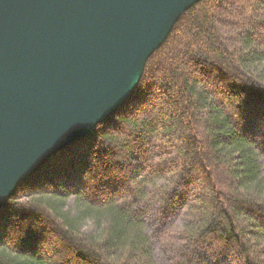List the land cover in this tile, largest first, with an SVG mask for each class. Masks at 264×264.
Returning <instances> with one entry per match:
<instances>
[{
	"label": "trees",
	"instance_id": "trees-1",
	"mask_svg": "<svg viewBox=\"0 0 264 264\" xmlns=\"http://www.w3.org/2000/svg\"><path fill=\"white\" fill-rule=\"evenodd\" d=\"M261 37L264 0H201L185 12L126 103L19 185L0 212V264H153L146 201L116 196L137 178L129 157L150 145L162 153L151 166L169 182L156 189L161 214L186 199L171 264H263L253 136L264 126ZM79 184L90 202L78 197L67 210L56 190ZM20 193L32 195L18 202ZM87 220L91 230L80 232Z\"/></svg>",
	"mask_w": 264,
	"mask_h": 264
},
{
	"label": "water",
	"instance_id": "water-1",
	"mask_svg": "<svg viewBox=\"0 0 264 264\" xmlns=\"http://www.w3.org/2000/svg\"><path fill=\"white\" fill-rule=\"evenodd\" d=\"M201 0H0V212L133 95Z\"/></svg>",
	"mask_w": 264,
	"mask_h": 264
},
{
	"label": "rangeland",
	"instance_id": "rangeland-1",
	"mask_svg": "<svg viewBox=\"0 0 264 264\" xmlns=\"http://www.w3.org/2000/svg\"><path fill=\"white\" fill-rule=\"evenodd\" d=\"M260 32L262 33V31ZM253 136L258 146L256 149L260 156V164L262 165L261 175L264 178V152H262V150L264 151V126L256 130L255 133H253ZM161 154L162 153L159 149L150 145V150L148 152L142 154L134 153L129 157L128 166L130 168V173L131 175L132 173L135 175L134 178H136L137 175V178L132 184L133 179L132 177H129L131 180L128 183H125L121 190L118 186L119 192L116 196L123 195L124 197H129L132 196L133 191V193H138L140 197L144 198L148 205V211H146V215L144 216V231L151 239L150 243L152 247L153 264H171V256L167 249L168 243L171 234L179 232L183 226L185 220L184 212L186 210V199H179V204H173L172 207H169L170 209H167L166 213L163 211L164 215L161 214L160 205L162 200L158 198L156 189L158 186L168 184L169 182L165 180L164 176L157 173L154 167H152L154 161L161 159ZM138 182L145 185L139 188ZM126 185L130 186L128 187V191H126ZM82 187L87 186L86 184H79L78 186L61 188L59 191L56 190L60 199H64L67 210H76V204L79 200L78 197H84L87 202H90V198L92 197L90 190L88 191L85 189V193H83V191L79 193L78 189ZM46 190L42 191V193H47ZM56 191L54 192L55 194ZM30 195H32V193H20L17 201H26L29 199ZM91 228V221L87 220L81 224L79 231H88L91 230ZM260 245L261 247L258 249V253L260 260L264 264V241H261Z\"/></svg>",
	"mask_w": 264,
	"mask_h": 264
}]
</instances>
